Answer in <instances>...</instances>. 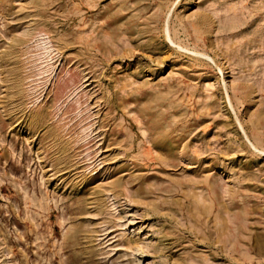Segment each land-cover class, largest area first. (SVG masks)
<instances>
[{
    "label": "rangeland",
    "instance_id": "374dc122",
    "mask_svg": "<svg viewBox=\"0 0 264 264\" xmlns=\"http://www.w3.org/2000/svg\"><path fill=\"white\" fill-rule=\"evenodd\" d=\"M0 264H264V0H0Z\"/></svg>",
    "mask_w": 264,
    "mask_h": 264
}]
</instances>
